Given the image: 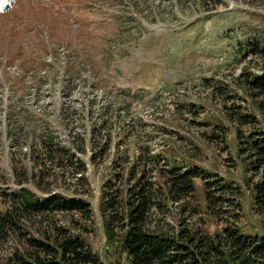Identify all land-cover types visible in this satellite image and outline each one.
<instances>
[{"label":"rangeland","instance_id":"374dc122","mask_svg":"<svg viewBox=\"0 0 264 264\" xmlns=\"http://www.w3.org/2000/svg\"><path fill=\"white\" fill-rule=\"evenodd\" d=\"M14 6L0 15V212L23 189L80 199L89 210L27 215L0 240V264L37 252L30 237L57 246L61 227L104 264H129L120 221L113 240L106 227L144 181L160 191L152 230L217 236L229 221L264 231L239 138L248 127L238 117L251 115L264 130V89L255 84L264 79L256 51L264 46V0ZM194 167L203 176L181 198L173 177ZM208 180L241 189L239 206L225 207L227 221L208 205Z\"/></svg>","mask_w":264,"mask_h":264},{"label":"trees","instance_id":"16d2710c","mask_svg":"<svg viewBox=\"0 0 264 264\" xmlns=\"http://www.w3.org/2000/svg\"><path fill=\"white\" fill-rule=\"evenodd\" d=\"M256 51L264 54V46H256ZM255 84L264 89V79H256ZM238 117L241 125L249 128L240 131L239 138L243 143V154L249 158L253 172L250 188L254 211L264 226V130L256 127L257 121L253 116L241 114ZM201 173L194 167L173 177V186L182 193L181 198L192 193V178L203 176ZM207 182L215 192L206 190L209 207L217 218L227 221L230 218L228 214L233 215L225 207L230 204L239 206L241 189L221 181ZM157 192L160 191L152 182H141V188L136 193L138 197L130 209L122 215L111 214L107 222L106 232L109 240H113V225L116 219L120 221L119 227L124 231L123 247L129 264H264V231L247 232L236 222L228 221L223 232L217 236L204 234L201 230L191 234L183 229L175 237L152 230ZM229 194H233V199L227 197ZM72 210L86 214L89 208L80 199L61 196L40 198L30 190L23 189L13 196L6 210L0 212V240H7L10 231L20 230L21 221L27 215ZM87 217L91 218L90 214ZM57 230V246L30 237L28 242L37 252L16 257L14 264H104L81 237L69 234L63 227Z\"/></svg>","mask_w":264,"mask_h":264},{"label":"bare ground","instance_id":"6f19581e","mask_svg":"<svg viewBox=\"0 0 264 264\" xmlns=\"http://www.w3.org/2000/svg\"><path fill=\"white\" fill-rule=\"evenodd\" d=\"M0 8H1V5H0Z\"/></svg>","mask_w":264,"mask_h":264}]
</instances>
